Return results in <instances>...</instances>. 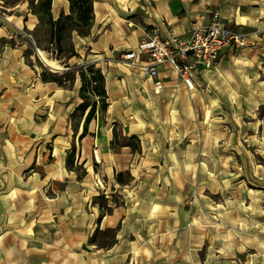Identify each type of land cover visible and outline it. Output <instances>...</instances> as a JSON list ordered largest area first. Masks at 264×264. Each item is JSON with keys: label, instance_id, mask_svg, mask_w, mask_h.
Masks as SVG:
<instances>
[{"label": "rangeland", "instance_id": "374dc122", "mask_svg": "<svg viewBox=\"0 0 264 264\" xmlns=\"http://www.w3.org/2000/svg\"><path fill=\"white\" fill-rule=\"evenodd\" d=\"M252 58L249 79L225 64L214 88L135 104L125 126L97 113L81 140L69 115L44 134V114L30 140L18 112L17 151H0V264H264V55ZM114 125L140 134L139 151L111 145Z\"/></svg>", "mask_w": 264, "mask_h": 264}, {"label": "crops", "instance_id": "0c3cea01", "mask_svg": "<svg viewBox=\"0 0 264 264\" xmlns=\"http://www.w3.org/2000/svg\"><path fill=\"white\" fill-rule=\"evenodd\" d=\"M92 9L89 36H73L78 58L70 59L68 64L81 65L85 61L101 70L108 102L102 114L110 117L112 124L125 126L126 119L137 117L139 108L135 104L152 105L161 98L162 102L175 103L179 94L197 93L205 85L214 88L213 84L222 78L225 64L241 65L247 72L243 77L249 79L252 57L264 55V0H93ZM213 9L219 11L227 30L246 36L247 47L225 51L212 70L193 77L191 89L182 86L170 67L164 65L158 68L162 89L156 91L154 81L147 78L142 68H131L122 62V56L135 51L138 42L152 31L162 40L172 34L184 38L191 25L208 24ZM60 13H68L67 1L52 0L53 18ZM36 24V18L28 11L27 0L12 8H3L0 2V151H17L18 112L19 125H26L28 139L34 140L38 139L36 116L46 115L47 128L43 132L47 134L52 128V136H56L59 130H64L68 115L80 102L78 80L73 90H63L53 84H42L38 70L26 66L23 57L26 45L19 46L17 37L24 30L32 31ZM12 39L15 46L9 44ZM85 50L89 54L83 57ZM141 61L146 58L142 56ZM129 136L141 140L137 132ZM94 147L97 154L98 146ZM34 229L35 225L31 226L30 230Z\"/></svg>", "mask_w": 264, "mask_h": 264}, {"label": "trees", "instance_id": "16d2710c", "mask_svg": "<svg viewBox=\"0 0 264 264\" xmlns=\"http://www.w3.org/2000/svg\"><path fill=\"white\" fill-rule=\"evenodd\" d=\"M24 0H0L3 8H12ZM68 13H60L56 19L52 16V0H27L29 13L36 18L37 24L32 31L24 30L19 35L20 45H26L24 62L28 67L40 70L42 84H53L63 90H73L78 80L77 97L79 103L69 114L68 122L73 135L79 134V140L88 134L89 124L95 120L97 113H105L108 107L105 91V78L94 64L69 65L68 61L78 58L72 42L73 36H89L93 22V0H66ZM10 46H15L12 39ZM36 50L44 53L48 60L56 62L64 70L53 72L39 60ZM111 145L139 151V140L136 136H118L115 125L112 130ZM74 150L68 155L66 165L73 168ZM103 203L106 199L101 197ZM98 223L106 216L103 206H99ZM90 245H97L94 236Z\"/></svg>", "mask_w": 264, "mask_h": 264}, {"label": "built area", "instance_id": "2783aa9c", "mask_svg": "<svg viewBox=\"0 0 264 264\" xmlns=\"http://www.w3.org/2000/svg\"><path fill=\"white\" fill-rule=\"evenodd\" d=\"M247 47L244 34L227 30L217 9L210 12L206 25H191L186 37L170 35L160 39L156 31L142 38L135 51L122 56L131 68H142L147 78L154 81V89H162L158 68L164 65L177 75L179 81L191 89L193 77L199 71H210L227 50H242ZM144 56L146 61H141Z\"/></svg>", "mask_w": 264, "mask_h": 264}, {"label": "water", "instance_id": "95a60500", "mask_svg": "<svg viewBox=\"0 0 264 264\" xmlns=\"http://www.w3.org/2000/svg\"><path fill=\"white\" fill-rule=\"evenodd\" d=\"M36 53L39 55L40 59L45 63V60H44V58L42 57L41 53H40L38 50H36ZM45 65L48 66L46 63H45ZM48 67H49V66H48Z\"/></svg>", "mask_w": 264, "mask_h": 264}]
</instances>
